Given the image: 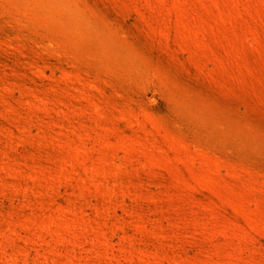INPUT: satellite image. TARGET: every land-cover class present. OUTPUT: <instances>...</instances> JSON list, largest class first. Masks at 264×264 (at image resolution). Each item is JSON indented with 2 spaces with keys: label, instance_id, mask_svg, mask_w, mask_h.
I'll return each instance as SVG.
<instances>
[{
  "label": "rangeland",
  "instance_id": "1",
  "mask_svg": "<svg viewBox=\"0 0 264 264\" xmlns=\"http://www.w3.org/2000/svg\"><path fill=\"white\" fill-rule=\"evenodd\" d=\"M73 3L0 0V264H264V0Z\"/></svg>",
  "mask_w": 264,
  "mask_h": 264
},
{
  "label": "bare ground",
  "instance_id": "2",
  "mask_svg": "<svg viewBox=\"0 0 264 264\" xmlns=\"http://www.w3.org/2000/svg\"><path fill=\"white\" fill-rule=\"evenodd\" d=\"M17 3L24 6L27 11H33L36 14H42L55 27L64 32L68 38L87 39L86 31L91 28L89 21L81 17L79 7L73 0H16ZM92 32V31H91ZM93 33V32H92ZM93 35L98 36L97 33ZM83 36V37H82ZM88 39V40H89ZM106 48L105 39L95 38ZM105 50V49H104ZM119 58L118 53H115Z\"/></svg>",
  "mask_w": 264,
  "mask_h": 264
}]
</instances>
